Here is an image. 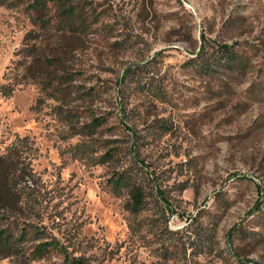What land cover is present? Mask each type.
<instances>
[{
  "label": "rangeland",
  "instance_id": "374dc122",
  "mask_svg": "<svg viewBox=\"0 0 264 264\" xmlns=\"http://www.w3.org/2000/svg\"><path fill=\"white\" fill-rule=\"evenodd\" d=\"M0 233V264H264V0H0Z\"/></svg>",
  "mask_w": 264,
  "mask_h": 264
},
{
  "label": "trees",
  "instance_id": "16d2710c",
  "mask_svg": "<svg viewBox=\"0 0 264 264\" xmlns=\"http://www.w3.org/2000/svg\"><path fill=\"white\" fill-rule=\"evenodd\" d=\"M40 1V0H38ZM54 1V0H53ZM58 3H60L61 5L63 4H66L67 3V0H58ZM38 10H41L40 7H38ZM75 9L72 10L70 16L72 17L73 14L75 13ZM68 15V14H67ZM69 17V15L67 16ZM223 59H224V65L226 67H228L229 69H239V64L237 66V59H236V56H235V53L234 51H230V52H223ZM128 179L126 177H124L122 174H119L118 176L115 177V179L113 180V187L116 191L119 192V189L118 188H121L123 187L124 185L128 184ZM121 186V187H119ZM133 189V192H134V195L136 196L137 200L139 201L140 198H139V191H137L134 187L132 188ZM142 201V200H140ZM13 237H15L14 234H8L7 236L5 235H2V233H0V247L2 244H5V243H10V241L13 239ZM17 237V236H16ZM26 236H24L25 238ZM60 249L61 253L63 252V245L62 244H54L53 242H44V243H39L36 247V250H35V253L34 255L35 256H40V257H44L47 253H49L50 250H58ZM76 264H82L81 262L77 261Z\"/></svg>",
  "mask_w": 264,
  "mask_h": 264
}]
</instances>
